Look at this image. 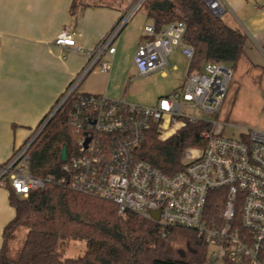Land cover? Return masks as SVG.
Listing matches in <instances>:
<instances>
[{
  "label": "built area",
  "instance_id": "built-area-1",
  "mask_svg": "<svg viewBox=\"0 0 264 264\" xmlns=\"http://www.w3.org/2000/svg\"><path fill=\"white\" fill-rule=\"evenodd\" d=\"M142 1L132 0L130 9L91 50L85 51L77 43L79 31L67 25L54 38L59 47L88 57L58 101L62 104L72 96L71 122L78 139L77 150L66 154L61 167L64 175L56 182L112 201L119 214L131 212L163 226L196 230L209 243L201 264H264V130L245 129L226 135L216 129V121H210L212 127L203 133L204 145L187 148L183 154L188 161L174 174H166L136 155L151 124L156 125L158 137L165 139L187 122L201 119L185 108L217 112L232 76L227 64L204 62L205 72L185 73L183 84L160 96L152 106L77 89L96 62L101 70L109 68L112 41ZM204 1L213 14L224 12L219 0ZM184 32L181 20L159 29L151 22L144 23L132 59L136 74L146 75L165 66L166 56L177 46L189 61L193 47L183 41ZM103 55L108 59H102ZM28 145L16 148L0 164V185H8L21 196L55 182L54 178L30 173ZM215 189L223 190L221 221L210 225L204 217L205 205ZM153 212H157V219Z\"/></svg>",
  "mask_w": 264,
  "mask_h": 264
},
{
  "label": "trees",
  "instance_id": "trees-1",
  "mask_svg": "<svg viewBox=\"0 0 264 264\" xmlns=\"http://www.w3.org/2000/svg\"><path fill=\"white\" fill-rule=\"evenodd\" d=\"M77 4L82 3L71 1V12ZM141 6L156 29L171 21L185 23L183 41L193 47L186 73L200 71L207 61L225 63L233 70L244 54L245 33L213 14L204 0H143ZM72 99L68 97L59 106L27 148L30 173L54 178L55 182L26 196L12 192L6 185L14 216L2 230L0 264H201L207 257L209 243L196 230L163 226L131 212L119 214L112 201L56 182L64 175L62 146L67 155L77 150L78 133L71 122ZM211 127L210 121L199 119L160 139L156 125L151 124L136 155L162 172L174 174L185 166L183 152L190 147H202L203 133ZM223 199L221 189L209 193L204 214L207 224L221 221ZM20 227L25 228L23 242L16 252H11V243ZM75 240L85 242L84 251L64 256L66 247Z\"/></svg>",
  "mask_w": 264,
  "mask_h": 264
},
{
  "label": "crops",
  "instance_id": "crops-1",
  "mask_svg": "<svg viewBox=\"0 0 264 264\" xmlns=\"http://www.w3.org/2000/svg\"><path fill=\"white\" fill-rule=\"evenodd\" d=\"M71 1L0 0V164L30 140L41 119L88 61L85 53H75L54 43L60 28L67 25L77 29L80 33L77 43L85 51L91 50L129 6L126 2L120 7L112 3L113 0H80L82 4H77L71 12ZM219 2L224 12L228 11L232 18L234 16L232 22H224L246 35L242 56L253 62L250 55L257 49L264 55V0ZM143 10L142 25L131 39V45L125 46L119 36L127 27L126 22L112 41L114 52L107 72L92 71L94 66H99L96 62L78 82L79 91L118 97L127 76L124 68L132 65L142 26L151 22ZM175 51L177 48L169 54ZM101 58L108 59L106 55ZM160 74L166 76L165 71ZM8 193V188L0 185V246L3 227L14 216Z\"/></svg>",
  "mask_w": 264,
  "mask_h": 264
},
{
  "label": "rangeland",
  "instance_id": "rangeland-1",
  "mask_svg": "<svg viewBox=\"0 0 264 264\" xmlns=\"http://www.w3.org/2000/svg\"><path fill=\"white\" fill-rule=\"evenodd\" d=\"M126 2L129 4L127 8L129 10L132 0L112 1V3L120 7L125 5ZM143 11V7L140 6L126 21L128 22L126 29L124 28L120 32L119 36H121L125 46L131 45V39L138 32L140 25H142L141 15ZM236 15L241 18L239 13L236 12ZM220 17L227 23L232 22L234 19V16L232 18L228 11L222 13ZM239 26L236 27L239 28ZM176 48L177 51L166 56L167 64L150 74L137 75L133 63H131V66L126 65L124 70L127 72V76L116 99L125 98L126 102L132 104L152 106L160 96L165 95L166 92L171 91L174 87H178L185 77L188 59L180 52L179 46L174 49ZM250 56L253 62L249 58L242 56L232 70L231 79L228 82L225 95L217 112H206L192 106L185 108L184 111L191 112L207 121H216V129L226 135H236L245 129L264 130V55L257 49L256 53ZM94 70L100 71L101 69L96 65L92 71ZM161 71H165L166 76L161 75ZM200 72H205L203 65L200 68ZM182 160L183 162L188 161L185 153L182 155ZM24 235L25 228L20 227L17 231L16 239L11 243V252H16L19 249ZM84 249L85 242L83 240L71 241L64 251V256L81 254Z\"/></svg>",
  "mask_w": 264,
  "mask_h": 264
},
{
  "label": "water",
  "instance_id": "water-1",
  "mask_svg": "<svg viewBox=\"0 0 264 264\" xmlns=\"http://www.w3.org/2000/svg\"><path fill=\"white\" fill-rule=\"evenodd\" d=\"M61 105V102H57V104L54 106L52 111L49 113V115L45 118V120L41 123V125L38 127V129L34 132L28 143L30 144L31 141L38 135V133L41 131V129L44 127V125L47 123V121L52 117V115L55 113V111L59 108ZM66 158V148L65 146H62L61 152H60V160L63 162ZM152 216L157 219V212H153Z\"/></svg>",
  "mask_w": 264,
  "mask_h": 264
}]
</instances>
